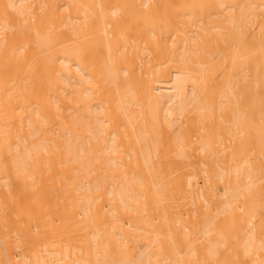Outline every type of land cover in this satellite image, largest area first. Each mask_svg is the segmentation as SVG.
Instances as JSON below:
<instances>
[{
  "label": "bare ground",
  "instance_id": "6f19581e",
  "mask_svg": "<svg viewBox=\"0 0 264 264\" xmlns=\"http://www.w3.org/2000/svg\"><path fill=\"white\" fill-rule=\"evenodd\" d=\"M0 264H264V0H0Z\"/></svg>",
  "mask_w": 264,
  "mask_h": 264
}]
</instances>
